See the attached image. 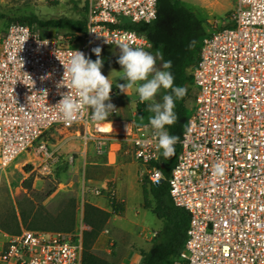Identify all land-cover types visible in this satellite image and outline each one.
<instances>
[{
	"label": "built area",
	"instance_id": "obj_1",
	"mask_svg": "<svg viewBox=\"0 0 264 264\" xmlns=\"http://www.w3.org/2000/svg\"><path fill=\"white\" fill-rule=\"evenodd\" d=\"M70 1L86 10L84 32L42 37L13 23L0 35L2 169L23 155L58 162L48 139L57 130L83 129L85 141L106 153L103 133L92 134L103 122L87 116L70 125L59 120V93L68 91L56 87L63 65L75 50L91 58L97 46L151 47L126 26L153 22L157 0ZM231 1L230 27L208 33L191 69L193 108L168 180L174 205L190 221L173 264H264V0ZM120 129L133 159L146 166L149 185H160L164 178L153 164L161 152L153 130L148 125ZM88 229L82 220L70 233L22 229L8 235L0 229V264H83V232Z\"/></svg>",
	"mask_w": 264,
	"mask_h": 264
},
{
	"label": "rangeland",
	"instance_id": "obj_2",
	"mask_svg": "<svg viewBox=\"0 0 264 264\" xmlns=\"http://www.w3.org/2000/svg\"><path fill=\"white\" fill-rule=\"evenodd\" d=\"M180 2L204 23L207 32L225 26L234 8L231 0ZM75 5L70 0H0V14L5 16L0 20V35L6 30L8 19L30 15L40 21L77 19L80 15ZM45 33L47 36L61 35V32L53 29ZM160 65L161 61L158 60L156 67ZM120 70L101 69L102 74L109 76L112 83L110 102L116 107L115 112L106 120L117 124V129L111 135L103 134L106 153L99 154L93 142L85 141L83 129L57 130L50 132L48 139L51 149L56 150L60 156L58 162L45 163L41 158L23 155L7 168H0V229L6 234L15 235L22 229L30 230V227L52 232L76 230L83 221L86 204L111 211L110 201L114 195H108V188L115 189L117 182L118 194L125 201L119 203L126 206V212L122 218L112 219L107 225L105 230L110 231L112 239L106 241L105 235H102L104 230L93 245L92 252L107 262H115L120 241L127 245V241H135L138 235L147 238L146 244H131L130 247L138 255L140 250L149 249L151 235L161 228L162 223L150 210L142 207V184L146 182L149 185V174L146 166L133 159L129 146L120 134V126L147 124L135 89H128L127 94H124L118 88V84L125 83L119 79ZM156 99L159 101L160 96ZM186 105L191 110L193 98ZM86 131L92 133L91 129ZM108 149L111 151V164L115 162L110 166L106 165ZM69 156H73L71 163L67 161ZM118 235L124 236L117 238Z\"/></svg>",
	"mask_w": 264,
	"mask_h": 264
},
{
	"label": "trees",
	"instance_id": "obj_3",
	"mask_svg": "<svg viewBox=\"0 0 264 264\" xmlns=\"http://www.w3.org/2000/svg\"><path fill=\"white\" fill-rule=\"evenodd\" d=\"M74 8L80 15L77 19L59 18L40 21L36 16L30 15L8 19L7 27L13 23L27 25L34 31H40L41 34H39L42 37H54L47 36L45 33L51 29L65 35L84 32L86 30V10L79 8L77 3ZM4 18L5 16L0 14V20ZM228 27L230 25L226 24L221 29ZM126 28L146 37L151 44L148 51L153 55L159 51L164 60H171L172 68L170 71L174 76V85L183 86L187 89L182 99L175 100L176 123L166 126L170 135L178 137L174 146V155L165 159L160 154L159 162L153 164L162 172L164 181L158 186L147 185L146 182L142 184V207L145 210H150L157 220L161 221L162 226L152 238L149 249L139 251L140 264H173V261L179 257L184 248L190 216L185 210L174 205L169 192L168 180L177 163L180 151L179 142L190 117V109L186 103L190 98L194 99L191 69L198 61L202 41L208 32L204 28V23L192 11L185 8L180 0H157V17L153 22L139 25L129 24ZM117 57V48L111 47L101 50V58L105 68L121 69L120 65L116 63ZM91 59L94 61L96 56L92 54ZM142 109L146 124L150 126L148 118L152 113L146 111L145 104H142ZM110 208L111 211L108 212L91 204H86L84 207L83 223L89 229L83 232V264H109L107 260L93 254L92 247L106 229L110 219L114 215L121 216L125 212V205L120 204L115 198L110 201ZM28 229L52 232L34 230V227ZM73 231L61 232L70 233Z\"/></svg>",
	"mask_w": 264,
	"mask_h": 264
},
{
	"label": "clouds",
	"instance_id": "obj_4",
	"mask_svg": "<svg viewBox=\"0 0 264 264\" xmlns=\"http://www.w3.org/2000/svg\"><path fill=\"white\" fill-rule=\"evenodd\" d=\"M117 47L116 63L121 67L119 79L125 82L118 84V88L124 94L134 88L139 103L145 104L146 111L152 113L148 124L153 130L158 151L167 159L174 155L178 137L170 135L166 126L176 123L175 100L182 99L187 89L174 85L170 71L172 61L164 60L159 51L153 55L143 47H133L128 43H120ZM91 52L96 56L94 61L81 51H73L67 64L63 65L62 79L56 85L58 89H68L59 93L61 98L56 103L59 120L66 125L81 116H87L95 123L104 122L115 112L116 107L110 102L112 83L109 76L105 77L101 72L104 65L101 48L97 46ZM158 60L162 62L159 68L156 67ZM65 76L67 84L64 83ZM158 95L159 101L156 99Z\"/></svg>",
	"mask_w": 264,
	"mask_h": 264
},
{
	"label": "crops",
	"instance_id": "obj_5",
	"mask_svg": "<svg viewBox=\"0 0 264 264\" xmlns=\"http://www.w3.org/2000/svg\"><path fill=\"white\" fill-rule=\"evenodd\" d=\"M209 33V32H208ZM110 150L108 149L107 150V161H108V163L106 164L107 166H110V165H113L114 163H112L111 164V162H110ZM114 158H115V154H114ZM116 186H117V182H116ZM115 186V189H109L108 188V190L109 191H111L112 192V194L114 195V198H115V200L116 201H121V202H123V203H125V201L120 197V195L118 194V191H117V187ZM111 209V208H110ZM106 211H108V212H110V210L107 208V209H105ZM125 212H126V206H125ZM124 212V213H125ZM123 213V214H124ZM122 216L123 215H121V216H113L111 219H110V221L112 220V219H119V218H122ZM110 221H109V223L108 224H110ZM159 230V229H158ZM154 233H156V232H154ZM102 235H105V239H106V241H108L110 238H111V236H110V231L107 229V230H105L103 233H102ZM121 235H118L117 236V238L118 237H120ZM124 236V235H123ZM123 236H121V238H123ZM152 236V238H153V234L151 235ZM112 239V238H111ZM114 239V241H115V238H113ZM120 240V239H119ZM146 241H147V238L145 237V236H141V235H138V238L134 241V240H130V241H127L128 242V244L127 245H124L123 243H122V241H120L121 242V244L118 246V248H117V253H116V255H115V262H109V264H140V261H141V258H140V255H138L131 247H130V245L131 244H137L138 246H144L145 244H146ZM149 244L151 245V241L149 242ZM111 245H113V244H111ZM108 250V249H107ZM144 250H148V249H145L144 248ZM137 261V263H136V261Z\"/></svg>",
	"mask_w": 264,
	"mask_h": 264
},
{
	"label": "bare ground",
	"instance_id": "obj_6",
	"mask_svg": "<svg viewBox=\"0 0 264 264\" xmlns=\"http://www.w3.org/2000/svg\"><path fill=\"white\" fill-rule=\"evenodd\" d=\"M116 129H117V124L116 123L107 122L106 121V122L97 124L94 127L93 132L108 134V133H111V132L115 131Z\"/></svg>",
	"mask_w": 264,
	"mask_h": 264
},
{
	"label": "water",
	"instance_id": "obj_7",
	"mask_svg": "<svg viewBox=\"0 0 264 264\" xmlns=\"http://www.w3.org/2000/svg\"><path fill=\"white\" fill-rule=\"evenodd\" d=\"M163 181V180H162Z\"/></svg>",
	"mask_w": 264,
	"mask_h": 264
}]
</instances>
